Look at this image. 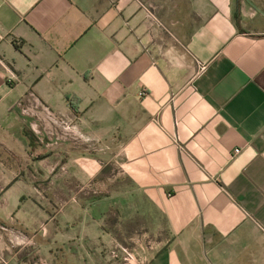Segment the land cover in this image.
Here are the masks:
<instances>
[{
    "label": "crops",
    "instance_id": "obj_1",
    "mask_svg": "<svg viewBox=\"0 0 264 264\" xmlns=\"http://www.w3.org/2000/svg\"><path fill=\"white\" fill-rule=\"evenodd\" d=\"M126 261L264 264V0H0V264Z\"/></svg>",
    "mask_w": 264,
    "mask_h": 264
},
{
    "label": "rangeland",
    "instance_id": "obj_2",
    "mask_svg": "<svg viewBox=\"0 0 264 264\" xmlns=\"http://www.w3.org/2000/svg\"><path fill=\"white\" fill-rule=\"evenodd\" d=\"M28 259H29V261H32V262H33V261H35V262L37 261V259H33V257H32V258H28ZM129 259H130L129 257H127V258H126V260H127V261H129ZM127 261H126V262H124V264H128V262H127ZM32 262H31V263H32ZM38 263H40V261H39V260H38ZM41 264H45V262H42Z\"/></svg>",
    "mask_w": 264,
    "mask_h": 264
},
{
    "label": "built area",
    "instance_id": "obj_3",
    "mask_svg": "<svg viewBox=\"0 0 264 264\" xmlns=\"http://www.w3.org/2000/svg\"><path fill=\"white\" fill-rule=\"evenodd\" d=\"M239 153H240V150H235V151H234V154H235V155H238Z\"/></svg>",
    "mask_w": 264,
    "mask_h": 264
},
{
    "label": "trees",
    "instance_id": "obj_4",
    "mask_svg": "<svg viewBox=\"0 0 264 264\" xmlns=\"http://www.w3.org/2000/svg\"><path fill=\"white\" fill-rule=\"evenodd\" d=\"M71 105L73 106V109H76V106L75 105H73L72 103H71Z\"/></svg>",
    "mask_w": 264,
    "mask_h": 264
}]
</instances>
